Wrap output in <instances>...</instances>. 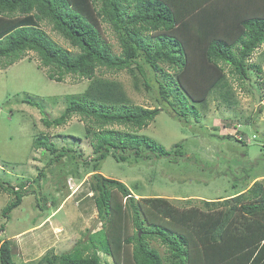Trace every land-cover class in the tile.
<instances>
[{"label": "trees", "instance_id": "obj_1", "mask_svg": "<svg viewBox=\"0 0 264 264\" xmlns=\"http://www.w3.org/2000/svg\"><path fill=\"white\" fill-rule=\"evenodd\" d=\"M41 24L50 26L75 52L54 43ZM102 24L114 34L119 54L103 39ZM261 46L264 0H0L2 68L33 52L50 80L62 82L70 75L87 81L81 93L66 97L58 117L49 119L41 110V122L49 129L79 117L95 156L82 159L71 148H57L43 133L32 146L52 156L48 168L67 159L61 178L82 180L91 173L85 184L93 193L102 229L89 233L71 252L48 253L35 264H101L98 252L113 257L114 264H264V175L244 193L200 200L203 209H178L163 198L136 199L123 183L99 173L100 162L109 154L117 161L144 157L145 151L177 157L183 144L165 150L136 133L163 109L179 122L193 125L211 101L224 108L235 106L238 100L228 73L241 80L256 101L252 82L257 83L251 76L260 78L264 68L248 60ZM101 69L126 72L136 89L142 84L151 90L155 84L161 106H131L120 82L99 76ZM158 74L163 76L161 81ZM260 86L255 92L262 98ZM22 103L40 109L30 100ZM113 126H122L126 132ZM15 187L0 181V193L13 196L3 215L21 203L23 190ZM126 206L135 231L121 244L115 233L126 223L122 212ZM151 240L164 247L163 254L150 246ZM11 243L1 241L0 264H14ZM128 244L132 245L130 256L118 254Z\"/></svg>", "mask_w": 264, "mask_h": 264}, {"label": "rangeland", "instance_id": "obj_2", "mask_svg": "<svg viewBox=\"0 0 264 264\" xmlns=\"http://www.w3.org/2000/svg\"><path fill=\"white\" fill-rule=\"evenodd\" d=\"M41 28L58 46L75 52L50 26L41 24ZM102 37L112 52L119 54L116 38L106 24H102ZM3 63L0 59V181L22 189L23 196L19 206L3 215V209L13 201V196L0 193V243L10 239L14 264H35L45 254L71 252L79 242L86 241L89 233L102 229L91 197L93 193L85 184L90 181L91 173L84 174L82 180L71 176L61 178L67 159L53 162L48 168L52 156L32 146L35 137L43 133L57 148H71L82 159L90 160L95 156L90 138H84L79 117L74 116L64 126L49 129L41 122V110L49 119L58 117L66 107V97L81 93L87 81L70 75L62 82L50 80L47 69L40 66L33 52H27L7 68L1 67ZM248 63L264 68V46L252 54ZM164 72L171 74L168 69ZM97 74L120 82L133 107L160 105L156 101L159 96L155 84L151 90H146L142 84L136 89L126 72L101 69ZM226 75L238 100L235 106L224 108L211 101L194 126L179 122L163 109L146 128L136 133L152 139L165 150L183 144L184 149L177 157L172 154L157 157L155 152L145 151L144 157H125L117 161L109 154L100 162L99 173L123 183L136 199L163 198L178 209H203L200 200H216L240 190L241 193L248 191L264 175V74L258 79L251 76L252 81L261 85L259 104L253 101L241 80L229 73ZM157 78L161 81L163 76L158 74ZM252 85L258 90L254 82ZM23 99L38 104L40 109L22 103ZM260 106L263 107L259 112ZM112 128L124 130L122 126ZM122 212L126 223L119 232L115 229L121 244L135 231L129 208L126 206ZM24 231L28 235H15ZM149 244L163 254L164 247L159 242L151 240ZM131 247V244L125 245L118 254L130 256ZM98 254L101 264H114L113 257ZM120 257L117 259L121 261Z\"/></svg>", "mask_w": 264, "mask_h": 264}, {"label": "water", "instance_id": "obj_3", "mask_svg": "<svg viewBox=\"0 0 264 264\" xmlns=\"http://www.w3.org/2000/svg\"><path fill=\"white\" fill-rule=\"evenodd\" d=\"M253 93H254V97H255V102H256V104H259L260 103V99H259V97H258V95L256 94V92H255V90H253Z\"/></svg>", "mask_w": 264, "mask_h": 264}, {"label": "crops", "instance_id": "obj_4", "mask_svg": "<svg viewBox=\"0 0 264 264\" xmlns=\"http://www.w3.org/2000/svg\"><path fill=\"white\" fill-rule=\"evenodd\" d=\"M25 232H27V231L21 232L20 235L15 233V235H16V236H21L22 234H23V235H26V234L28 235V233H25ZM16 236H14V237H16ZM17 238H20V237H17ZM17 238H16V239H17ZM17 240H18V239H17ZM20 240H21V238H20ZM27 242L30 243L29 241H27ZM27 242H26V243H27ZM30 244H31V243H30Z\"/></svg>", "mask_w": 264, "mask_h": 264}, {"label": "built area", "instance_id": "obj_5", "mask_svg": "<svg viewBox=\"0 0 264 264\" xmlns=\"http://www.w3.org/2000/svg\"><path fill=\"white\" fill-rule=\"evenodd\" d=\"M71 182H72V180H71Z\"/></svg>", "mask_w": 264, "mask_h": 264}]
</instances>
